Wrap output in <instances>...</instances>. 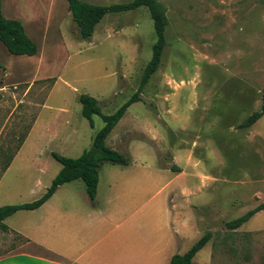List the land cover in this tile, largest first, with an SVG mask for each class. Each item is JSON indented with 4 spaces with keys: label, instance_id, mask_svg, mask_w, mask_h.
<instances>
[{
    "label": "rangeland",
    "instance_id": "rangeland-1",
    "mask_svg": "<svg viewBox=\"0 0 264 264\" xmlns=\"http://www.w3.org/2000/svg\"><path fill=\"white\" fill-rule=\"evenodd\" d=\"M84 1L107 6L133 0ZM158 1L168 18L160 68L107 145L116 149L122 141L130 164L165 168L162 180H172L180 168L197 174L192 186L204 194L188 201L199 224L182 253L211 232L197 264H264V211L240 229L227 227L264 203V116L252 128L241 127L262 107L264 0ZM0 13L20 21L39 48L36 56H15L0 42V146L9 141L18 149L39 120L0 186L1 208L42 197L62 169L52 152L77 159L91 148L105 123L95 115L91 126L80 96L96 98L105 115L117 112L138 91L157 37L145 7L108 14L91 40L80 38L67 0H0ZM22 163L29 167L22 170ZM111 165L100 169L104 177ZM17 218L5 223L16 226ZM22 242L0 228V260L19 253ZM8 263L43 264L30 257Z\"/></svg>",
    "mask_w": 264,
    "mask_h": 264
},
{
    "label": "crops",
    "instance_id": "crops-1",
    "mask_svg": "<svg viewBox=\"0 0 264 264\" xmlns=\"http://www.w3.org/2000/svg\"><path fill=\"white\" fill-rule=\"evenodd\" d=\"M38 124L36 119L18 149L9 141L0 146V186L21 160ZM56 137H62L60 131ZM123 143L118 141L116 149L111 148L127 154ZM195 164L198 170L200 163ZM28 167L21 165L22 170ZM180 169L176 178L162 180L168 170L159 166L134 161L127 166L112 164L105 177L100 171L95 202L83 180L66 183L39 209L19 211L4 221L9 232L23 242L15 249L19 253L1 259L0 264L24 257L43 264H171L175 255L189 251L182 253L181 247L192 239L195 224H199L188 198L204 194L192 186L191 179L197 174ZM78 181L85 186H77ZM15 217L16 226L5 223ZM34 247L48 255L32 251ZM197 255L193 264H197Z\"/></svg>",
    "mask_w": 264,
    "mask_h": 264
},
{
    "label": "trees",
    "instance_id": "trees-1",
    "mask_svg": "<svg viewBox=\"0 0 264 264\" xmlns=\"http://www.w3.org/2000/svg\"><path fill=\"white\" fill-rule=\"evenodd\" d=\"M69 11L73 21L78 27L82 40H91L97 26L108 14H118L135 11L141 7L149 10L154 22L157 41L153 46L152 58L147 64L138 91L113 115H105L99 101L83 94L79 100L83 105L82 115L89 120L93 127V116H100L105 126L94 137L90 149L86 150L79 158L72 159L58 153H52V157L62 166V170L55 177L52 185L46 193L38 200L22 205H8L0 208V228L4 232L10 231L4 221L22 210H36L48 202L57 192L59 187L76 180H83L87 186V192L92 202H95L99 184L100 169L105 163L127 166L130 159L119 151L107 145V139L115 127L123 119L128 109L136 102L141 101L140 95L151 78L159 70L162 57L166 48V28L168 18L166 10L158 0H133L128 3L113 5H96L84 0H67ZM0 42L7 48L9 53L15 56L33 57L38 54V45L28 36L24 25L17 20L4 17L0 13ZM264 116V95L260 111L252 113L248 119L241 124L242 128H252ZM264 211V203L250 210L246 215L233 220L227 224L228 229L237 230L249 222L257 213ZM212 240V233H206L186 254L175 255L171 264H193L195 256L206 247Z\"/></svg>",
    "mask_w": 264,
    "mask_h": 264
}]
</instances>
